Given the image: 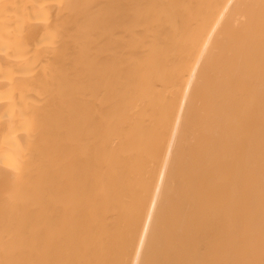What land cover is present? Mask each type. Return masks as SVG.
<instances>
[{"label": "bare ground", "instance_id": "obj_1", "mask_svg": "<svg viewBox=\"0 0 264 264\" xmlns=\"http://www.w3.org/2000/svg\"><path fill=\"white\" fill-rule=\"evenodd\" d=\"M0 264H264V0H0Z\"/></svg>", "mask_w": 264, "mask_h": 264}]
</instances>
